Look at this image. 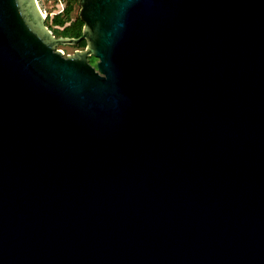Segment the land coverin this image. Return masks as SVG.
I'll return each instance as SVG.
<instances>
[{"label": "water", "instance_id": "obj_1", "mask_svg": "<svg viewBox=\"0 0 264 264\" xmlns=\"http://www.w3.org/2000/svg\"><path fill=\"white\" fill-rule=\"evenodd\" d=\"M77 2L0 0V264H264V0Z\"/></svg>", "mask_w": 264, "mask_h": 264}, {"label": "rangeland", "instance_id": "obj_2", "mask_svg": "<svg viewBox=\"0 0 264 264\" xmlns=\"http://www.w3.org/2000/svg\"><path fill=\"white\" fill-rule=\"evenodd\" d=\"M37 3L41 11L44 13V16L46 17L47 25L51 26V32H54L56 36L58 35L57 30H60L62 27L53 25L51 23V18L54 14L60 12L67 3H70L72 6V10L69 14V20L66 22V24H68L70 20H74L78 16V2H74L72 0H37ZM56 49H59L62 52L63 56H66L67 54H72L74 53V51L80 50L81 48L75 43H66L57 45ZM89 62L92 65L96 63L94 58L89 59Z\"/></svg>", "mask_w": 264, "mask_h": 264}, {"label": "trees", "instance_id": "obj_3", "mask_svg": "<svg viewBox=\"0 0 264 264\" xmlns=\"http://www.w3.org/2000/svg\"><path fill=\"white\" fill-rule=\"evenodd\" d=\"M72 1L77 2V0H72ZM71 10H72L71 4L67 3L60 12H57L52 16L51 23L53 25L62 27L60 30H57L58 31L57 36L78 38L81 35L83 22L79 16H77L74 20H70L69 23L66 24V22L69 20V14ZM45 24L47 25L46 17H45ZM47 27L51 30V26L47 25ZM52 33L55 35L54 32ZM75 44L79 46L81 49H83L86 45V41L85 39H80ZM91 58H94L96 61L95 57L89 56V59Z\"/></svg>", "mask_w": 264, "mask_h": 264}, {"label": "bare ground", "instance_id": "obj_4", "mask_svg": "<svg viewBox=\"0 0 264 264\" xmlns=\"http://www.w3.org/2000/svg\"><path fill=\"white\" fill-rule=\"evenodd\" d=\"M43 13V12H42ZM43 15H44V13H43Z\"/></svg>", "mask_w": 264, "mask_h": 264}]
</instances>
